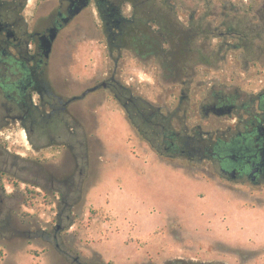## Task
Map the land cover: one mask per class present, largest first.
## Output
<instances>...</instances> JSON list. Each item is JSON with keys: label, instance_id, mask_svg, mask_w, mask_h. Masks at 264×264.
Segmentation results:
<instances>
[{"label": "rangeland", "instance_id": "obj_1", "mask_svg": "<svg viewBox=\"0 0 264 264\" xmlns=\"http://www.w3.org/2000/svg\"><path fill=\"white\" fill-rule=\"evenodd\" d=\"M112 1L122 3L125 15L132 1L140 34H148L150 20L153 35L166 40L141 48L166 52L137 59L124 42L110 57L92 2L59 31L47 69L67 98L107 79L116 64L115 78L140 98L141 116L100 87L56 111L50 147L35 149L44 138L27 142L18 132L0 136L8 148L0 150V163L27 168L6 183L13 211L0 222V264H264V198L235 197L197 161L169 157L149 124L157 111L165 127L170 65H195L203 79L225 83L264 78V0ZM174 30L183 34L170 42ZM176 38L188 51L180 58L173 55ZM68 140L75 173L67 207L58 199L22 200L25 180L39 175L33 158L45 156L46 165L61 169ZM250 189L264 195V186Z\"/></svg>", "mask_w": 264, "mask_h": 264}, {"label": "flooded vegetation", "instance_id": "obj_2", "mask_svg": "<svg viewBox=\"0 0 264 264\" xmlns=\"http://www.w3.org/2000/svg\"><path fill=\"white\" fill-rule=\"evenodd\" d=\"M92 2L112 57L114 50L124 47L120 39L122 27L135 15L133 3L131 13L125 15L122 3L112 0H0V136L18 132L27 142L31 136L44 138L45 144H34L35 149H45L56 141V111H66L80 94L64 98L50 80L47 66L59 31ZM52 30L55 36L46 51ZM131 52L137 59L146 57L137 50ZM187 52L177 49L173 55L180 58ZM115 71L116 64L107 79L90 87L111 89L113 99L127 112H132L133 117L141 116L140 98L117 82ZM166 72L169 81L163 114L165 127L154 118L156 114L161 117V113L153 111L149 119L150 127L160 137L163 152L169 157L179 155L190 162L197 161L205 176L220 186L232 187L235 197L264 198L250 189L264 186V78L253 85L234 79L228 83L206 80L195 65L179 63L170 65ZM71 142L67 141V163L59 170L46 165L49 160L45 156L33 158L39 175L32 177L31 182L25 180L22 200L58 199L65 204L62 210L67 207L69 181L75 173ZM3 149H8L7 145L0 142V150ZM26 173L24 166L0 163V222H5L13 211L8 179ZM46 180L48 186L44 185ZM60 183L63 188L68 186L67 190H59ZM61 214V210L57 212Z\"/></svg>", "mask_w": 264, "mask_h": 264}, {"label": "trees", "instance_id": "obj_3", "mask_svg": "<svg viewBox=\"0 0 264 264\" xmlns=\"http://www.w3.org/2000/svg\"><path fill=\"white\" fill-rule=\"evenodd\" d=\"M131 3H132V1H131ZM152 20L155 23V19L152 18ZM144 24H145L146 28L149 30V32L146 36H143L142 34H140L139 29L137 28V27H139V23L136 22V12H135V15L133 16V18L129 19V21L122 27L123 34L120 37V39H122L123 42H125L127 45H129L130 48L139 51V54L141 56H147V54L159 55L160 53L163 54V52H166V50L164 48L158 52L159 54L153 53L152 51H150L144 47L141 48V46L154 45L155 43H156V45L157 44L161 45V41H162V43L166 42V40H163L161 37H156L153 35L156 33V30H154L152 28L150 20L146 21ZM175 31L176 30H174V32H171V34H170V37H171L170 42L173 41L174 37L181 36L183 34V33L175 34L176 33ZM176 40L179 41V46L177 49L184 50L185 49L184 39L183 38H176ZM197 55L200 57V53L199 54L197 53Z\"/></svg>", "mask_w": 264, "mask_h": 264}, {"label": "water", "instance_id": "obj_4", "mask_svg": "<svg viewBox=\"0 0 264 264\" xmlns=\"http://www.w3.org/2000/svg\"><path fill=\"white\" fill-rule=\"evenodd\" d=\"M76 11H78V9H77ZM54 36H55V32H54V30H52L51 33H50L49 39H48V44H47V47H46V51L49 50V47H50V40H52V39L54 38ZM94 89H95V86H94V87L86 88V89H85V90H84L79 96H77V97H82V96H84L85 94H87L88 92H90V91H92V90H94Z\"/></svg>", "mask_w": 264, "mask_h": 264}]
</instances>
